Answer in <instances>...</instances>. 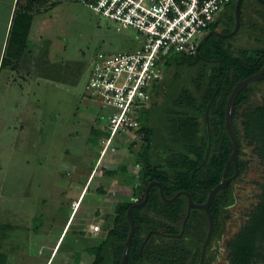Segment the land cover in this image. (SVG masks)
Here are the masks:
<instances>
[{
    "label": "rangeland",
    "instance_id": "rangeland-1",
    "mask_svg": "<svg viewBox=\"0 0 264 264\" xmlns=\"http://www.w3.org/2000/svg\"><path fill=\"white\" fill-rule=\"evenodd\" d=\"M256 4L255 0L243 2L240 29L226 37L224 45L230 43L237 49L245 40L250 44L244 25L252 21L248 9ZM33 6L27 45L18 60L10 62L16 63L15 70L6 68L13 85L9 92L0 77V89L9 93L0 102V264H89L92 255L82 251L75 261L73 251L96 244L99 234L87 227V242L78 235H65L57 249L63 237L60 231L74 214L75 218H91L89 224L100 229L102 221L110 227L118 203L138 200L134 187L140 181V165L127 144L135 140L133 151L141 144L132 130L118 127L114 132L111 108H103L101 101L86 95L89 63L100 52L108 55L135 50L140 40L133 29L110 23L78 0H38ZM232 13L233 4L219 12L215 32L231 28ZM205 61L180 67L184 78L190 79L204 67L209 69V61ZM174 68L170 65L168 75ZM25 90L24 98L21 93ZM250 98L244 108L260 104L264 98L263 79ZM136 114L134 108L132 116ZM252 149L242 140L248 166L239 177L244 186L237 192L240 200L249 203L237 215L241 221L257 200L258 184L264 178ZM7 172L13 175L11 184L2 178ZM21 174L27 177L25 189L20 188ZM4 192L7 194L1 195ZM98 210L104 216L101 220L94 216ZM224 218L222 239L209 250L210 263L214 259V264L228 263L226 243L236 232L238 220L230 211ZM36 224H40L38 229H34ZM76 225L72 222L69 230ZM259 244L261 250L264 242Z\"/></svg>",
    "mask_w": 264,
    "mask_h": 264
},
{
    "label": "trees",
    "instance_id": "trees-1",
    "mask_svg": "<svg viewBox=\"0 0 264 264\" xmlns=\"http://www.w3.org/2000/svg\"><path fill=\"white\" fill-rule=\"evenodd\" d=\"M36 1L38 0H25L16 8L1 58V67L15 70L16 63L10 62L12 59L17 61L27 45L33 19L30 9L34 8ZM78 2L81 4L79 0ZM218 21L219 15L209 29H215ZM232 24L233 22L230 23ZM228 28L220 32L227 33L230 30ZM224 42L226 37L213 33L205 37L198 52L201 60L209 61L207 64L210 68L199 69L190 75V79L189 76L184 78L185 74L180 67L191 66L195 55L177 54L168 57L163 62L162 77L151 82V89L147 87L150 89L147 104L136 102L135 120L138 126H128L127 129L135 132L141 144L135 151L132 150L135 140L127 146L140 165V181L134 187L137 195L143 194L148 183L156 181L166 198L184 191L194 202L203 203L208 191L220 181L232 149L231 140L224 128L227 97L236 82L255 74L264 64V46L257 47L248 54L232 48L230 43L224 45ZM172 64L175 68L168 75ZM261 80L248 83L235 99L232 126L238 140V154L236 168L230 162L226 176L232 175L235 169L238 174H242L248 166V161L243 159L242 140L253 146L252 151L257 155L264 171V98L260 104L243 107L251 100L250 97ZM214 92L208 123H205V108ZM258 185L257 202L247 213L243 226L227 240V264L264 261V246L259 250V242H264V178ZM233 201L229 185L220 189L211 200L209 209L213 219V233L224 227L226 206ZM128 206L125 202L118 203L110 227L102 224L103 221L99 222L104 216L99 210L95 212L94 216L98 220L94 219L102 228L99 232L100 240L84 248H74L75 261H79V254L84 251L93 256L89 264H119L129 231L126 216ZM186 207L184 194L171 201H164L159 196L157 185H152L147 202L132 209L135 232L125 264H198L200 247L208 229L206 214L202 210L190 209L184 223V233L179 238H167L161 244L162 242L155 241L152 232L146 239L147 233L155 229L170 234L179 233L186 216ZM147 210L153 213H145ZM74 215L63 233L60 231L64 235L57 249L65 235H78L87 242V227L93 220L84 216L75 218ZM72 222L77 223V228L69 230ZM39 225L36 224L34 229H38ZM204 264L209 263L204 261Z\"/></svg>",
    "mask_w": 264,
    "mask_h": 264
},
{
    "label": "built area",
    "instance_id": "built-area-1",
    "mask_svg": "<svg viewBox=\"0 0 264 264\" xmlns=\"http://www.w3.org/2000/svg\"><path fill=\"white\" fill-rule=\"evenodd\" d=\"M79 1L110 23L133 29L140 40L135 50L100 52L89 63L84 90L89 98L101 101L103 108H111L116 132L118 127L138 126L133 109L136 102L148 101L150 84L162 77L166 59L175 54L195 55L200 40L213 32L210 24L233 0ZM89 227L92 233L100 229L94 224Z\"/></svg>",
    "mask_w": 264,
    "mask_h": 264
},
{
    "label": "water",
    "instance_id": "water-1",
    "mask_svg": "<svg viewBox=\"0 0 264 264\" xmlns=\"http://www.w3.org/2000/svg\"><path fill=\"white\" fill-rule=\"evenodd\" d=\"M241 3L242 0H235V5H234V14H235V26L234 29L231 32L228 33H220V32H212L213 34H216L220 37H228L231 36L232 34H234L236 32V30L239 27V20H240V9H241ZM211 32H209L205 37H207L208 35L212 34ZM205 37L203 38V40L205 39ZM199 58V53L196 50V54H195V61L198 60ZM264 74V64L263 66L259 69L258 72H256L253 75H250L242 80H239L238 82H236V84L234 85V87L232 88L230 94L228 95V98L226 100V105H225V111H224V128L231 140V145H232V149H231V153L224 165V169L220 178V181L212 188L208 191V194L206 196V199L203 203H195L192 199L191 196L184 191H179L177 192L172 198H166L163 194L162 188L161 186L157 183V182H150L148 183V185L145 187L144 190V198L143 201L140 204L137 205H141L142 203H144L147 200L148 197V192L149 189L152 185L157 184L158 188H159V194L160 197L164 200V201H171L173 200L175 197H177L180 194H184L186 196L187 199V213L186 216L183 220V225L186 222L190 209L191 208H200L203 209L205 211L206 214V219H207V225H208V229H207V235L206 238L204 240L203 243V247H202V252H201V257H200V264H203V258H204V254H205V248L207 246V244L209 243L212 233H213V219L210 213V203L211 200L213 199V197L218 193V191L222 188H224L229 180V178L226 177V172H227V168H228V164L230 162H232L234 165L236 164V159H237V154H238V140L234 134V130H233V126H232V113H233V108H234V102L235 99L237 97V95L239 94V92L242 90V88L244 86H246L248 83L253 82L257 79H259L262 75ZM213 96L211 97L210 101L208 102L206 108H205V112H204V122L208 123V112L210 109V105L211 102L213 100ZM208 152V149H207ZM207 154V153H206ZM236 173V172H235ZM136 205H131L126 212V216H127V220H128V224H129V231L127 234V237L124 241V248H123V252H122V256L120 259L119 264H125L127 257H128V253H129V247L131 244V240L133 237V234L135 232V224H134V220L132 217V209L133 207Z\"/></svg>",
    "mask_w": 264,
    "mask_h": 264
},
{
    "label": "flooded vegetation",
    "instance_id": "flooded-vegetation-1",
    "mask_svg": "<svg viewBox=\"0 0 264 264\" xmlns=\"http://www.w3.org/2000/svg\"><path fill=\"white\" fill-rule=\"evenodd\" d=\"M245 0H242V3H241V8H243L244 7V5H243V2H244ZM255 2L258 4H256V6L255 5H251V8H253L252 10L251 9H248V11H249V14L248 15H250L251 14V12H252V21H250L249 23H247V25L245 26L244 25V22H243V18L241 19V21H242V24L244 25V28H245V30H246V32H247V34L249 35V41H250V44L248 43H246V40L244 41L245 43H243V44H241L236 50H238V49H240L239 51H243L244 53H251L252 52V50L254 49V50H256L257 49V47H263L264 46V0H255ZM231 4H233V13H232V15H233V24L231 25V28H230V30L228 31V32H231L233 29H234V26H235V14H234V5H235V0H233L231 3H230V5ZM243 6V7H242ZM258 6V7H257ZM255 11V12H254ZM240 12H241V9H240ZM254 12V13H253ZM239 29H240V24H239V27H238V29L236 30V32L235 33H237V31H239ZM209 31H213V32H215V29H209ZM220 32V31H219ZM227 32V33H228ZM221 33V32H220ZM224 34V33H223ZM234 35V34H233ZM201 42L199 43V45H198V47H197V51H198V49H199V46L201 45V43H202V41H203V39L202 40H200ZM246 48H248L246 51L244 50V49H246ZM236 53H237V51H235ZM199 53V52H198ZM200 56V55H199ZM199 60H200V57L198 58V60H193V61H191V65L192 64H197L198 62H199ZM264 74L259 78V79H263L264 80ZM259 79H257V80H259ZM242 80V79H241ZM257 80H255V81H257ZM212 96L214 97L215 96V92L212 94ZM228 98V97H227ZM235 166V168H236V164L234 165ZM227 170H228V168H227ZM236 172V173H235ZM227 173V172H226ZM243 174V173H242ZM240 175L241 174H238V172H237V170L235 169L234 170V173L232 174V175H230V176H226L227 178H229V180H228V182H227V184L226 185H229V188L231 189V191H232V194H233V196H234V201L232 202V203H230V204H228L227 206H226V211H230V212H232V214L234 215V217L235 218H237V215H238V213L239 212H242L243 211V207L244 206H247L248 205V203L249 202H247V203H245V202H243V200H240L239 198V196H240V194L241 193H239V192H237V190L239 189V188H243V184H241L240 183ZM151 182H156V181H151ZM139 184V183H138ZM148 185V184H147ZM157 185V184H156ZM146 187V186H145ZM158 187V186H157ZM151 188V187H150ZM144 190H145V188H144ZM158 193H159V188H158ZM258 194H259V192H258ZM258 194H257V198H258ZM137 195V194H136ZM137 196H139L138 197V200H136V201H132L131 202V204H129V206L128 207H130L131 205H136V206H134V207H138V206H143L146 202H147V200H148V197H147V200L144 202V203H142L141 205H137V204H140L142 201H143V198H144V191H143V194L142 195H137ZM159 196H160V194H159ZM161 198V197H160ZM162 199V198H161ZM163 200V199H162ZM258 200V199H257ZM257 200L254 202V204L257 202ZM186 201H187V199H186ZM196 203V202H195ZM254 204L252 205V207L254 206ZM251 205V204H250ZM133 207V208H134ZM187 208V207H186ZM194 209H197V210H202L204 213H205V211L203 210V209H200V208H194ZM153 213V212H152ZM186 213H187V209H186ZM224 215H225V213H224ZM223 215V216H224ZM246 216V219H247V215H245ZM244 217V216H243ZM240 218V217H239ZM246 219H244V220H240V219H238L237 218V225H236V227H235V229H234V231H238L242 226H243V224H244V222H245V220ZM225 222H224V227H225ZM224 227L223 228H221L219 231H220V234H219V231L218 232H216V233H212V236H211V239H210V241H209V243L207 244V246H206V248H205V254H204V258H203V264H204V261H206V262H208L209 264H214V262H216L217 261V259H214V262H211L210 263V261L208 260L209 259V253H210V249H211V245H214L215 246V244H214V242L217 240V245H219V243H220V241H221V239H222V236H223V234H222V231L224 230ZM184 225H183V221H182V227L180 228V230H179V233H177V234H170V233H165V232H161V231H159V230H157V229H155V230H150L148 233H147V235H146V239L150 236V235H152V232L154 233L153 235V238L155 239V241L156 242H158V243H160V242H162L161 244H163V243H165V241H163V240H166L167 238H179L183 233H184ZM235 232V233H236ZM235 233L232 235V237L235 235ZM206 235H207V233H206ZM164 238V239H163ZM206 238V237H205ZM161 239V240H160ZM229 239V238H228ZM205 240V239H204ZM145 242V241H144ZM211 242H212V244H211ZM203 243H204V241L202 242V244H201V247H200V255H199V263L198 264H200V257H201V252H202V247H203Z\"/></svg>",
    "mask_w": 264,
    "mask_h": 264
},
{
    "label": "crops",
    "instance_id": "crops-1",
    "mask_svg": "<svg viewBox=\"0 0 264 264\" xmlns=\"http://www.w3.org/2000/svg\"><path fill=\"white\" fill-rule=\"evenodd\" d=\"M21 1H20V3H22V4L25 2V0H21ZM20 3H19V0H0V77L3 81L4 88L7 87L8 92L11 88H13V85H12V82L9 80L10 74H9L8 70L6 68L1 67V58H2V55H3L4 50H5V45L7 42V38H8V34H9V30H10V26L12 23V18H13L14 12L16 11V8L18 6H20ZM39 9H42V8H39ZM22 86H23V84L20 85V87H22ZM8 92L2 91L0 89V102L3 100L2 98L9 97ZM25 93H26V90L24 91V94L21 93V95L24 96V98L26 97V94H27V93L26 94ZM16 176H17V174H16ZM19 176H20V188H24L26 186L24 184H27V179H26L27 177L23 178L22 174ZM3 177L5 179H7L11 184L13 175L11 176L7 172L2 176V178ZM0 191H2L1 187H0ZM6 194H7V192L1 193V195H6ZM31 199H32V197H31ZM33 203H35L34 200H33ZM34 208L36 209L37 207H34ZM34 214H36V213H34ZM62 231H63V229H62ZM61 234H60V236H63V234L62 235Z\"/></svg>",
    "mask_w": 264,
    "mask_h": 264
},
{
    "label": "clouds",
    "instance_id": "clouds-1",
    "mask_svg": "<svg viewBox=\"0 0 264 264\" xmlns=\"http://www.w3.org/2000/svg\"><path fill=\"white\" fill-rule=\"evenodd\" d=\"M73 214H74V213H73ZM70 220H71V219H70ZM69 223H70V221H69ZM69 223H68V224H69ZM89 225H90V224H89ZM89 225H88V227H89ZM66 227H67V225H65V228H64L63 230H65ZM89 228H90V227H89ZM99 228H100V226H99ZM100 230H101V229H99V231H98L96 234H99ZM59 241H60V240H59Z\"/></svg>",
    "mask_w": 264,
    "mask_h": 264
}]
</instances>
